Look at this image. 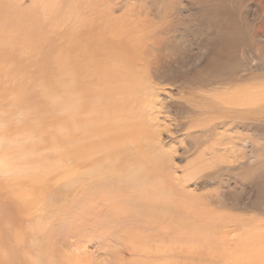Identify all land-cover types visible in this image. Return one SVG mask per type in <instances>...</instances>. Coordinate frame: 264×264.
<instances>
[{"label":"rangeland","instance_id":"rangeland-1","mask_svg":"<svg viewBox=\"0 0 264 264\" xmlns=\"http://www.w3.org/2000/svg\"><path fill=\"white\" fill-rule=\"evenodd\" d=\"M256 10L0 0V264H264Z\"/></svg>","mask_w":264,"mask_h":264},{"label":"bare ground","instance_id":"bare-ground-1","mask_svg":"<svg viewBox=\"0 0 264 264\" xmlns=\"http://www.w3.org/2000/svg\"><path fill=\"white\" fill-rule=\"evenodd\" d=\"M264 1V0H263ZM256 3V0H245V6L247 9H257L256 11H258V13H255L256 15H262V18L264 16V3H259L258 5L255 4ZM249 7V8H248ZM100 8V7H98ZM102 12V11H101ZM260 15V16H261ZM255 16V15H254ZM252 19H254L252 17ZM260 19V18H259ZM110 18H106V21H109ZM263 20V19H262ZM109 23V22H108ZM119 22L116 21L115 22V26L118 28L119 26ZM123 24H126L127 25V29L128 30H132V29H135L132 27V22H130V19L126 17V19H124V22ZM254 24V23H253ZM261 24V22H260ZM263 24V23H262ZM259 26V25H258ZM254 27V26H253ZM120 28V27H119ZM118 28V29H119ZM141 29H145V28H141ZM261 38V37H259ZM105 45V42L100 44L99 42L97 43V45L95 46V50H99L100 48H102L103 46ZM136 53H139V51L137 49H135ZM149 52V51H148ZM153 52H156V49L154 47H152V49L150 50V53H153ZM261 93V95H260ZM259 95L262 97V99L264 98V94H262V92H260ZM256 94V93H255ZM258 95V97H259ZM250 97V96H249ZM250 99V98H249ZM258 100L255 98V101ZM254 101V100H253ZM108 102V101H107ZM103 103L102 104V111L103 113L106 115L104 116L103 118L106 119L107 116L108 118H110L112 115H116L120 110H119V107L118 105L115 103V102H110V103ZM121 110H123L122 108H120ZM258 111V110H257ZM264 108L261 107L259 108V112L258 114L256 115V112H255V116H261L264 112ZM111 119V118H110ZM76 118H73V115H69L67 117H62V118H59L58 121L63 124L64 122L65 123H69V122H73L75 121ZM93 128L91 129H88L87 127L85 128V131L87 134H93V133H97V134H100V135H104V136H100L102 140H100L101 142L100 143H104V144H107V143H111L113 140L111 139V135L114 133V132H120V131H123L125 129H127V126H126V122L123 123V127L119 129V126H117V124L114 122V121H104L102 122L101 125H94L92 124ZM110 136V137H108ZM61 139L64 138V136H59ZM59 137L55 136L54 138L55 139H58ZM127 136H120V138H126ZM59 140V139H58ZM248 264H253V263H248Z\"/></svg>","mask_w":264,"mask_h":264}]
</instances>
